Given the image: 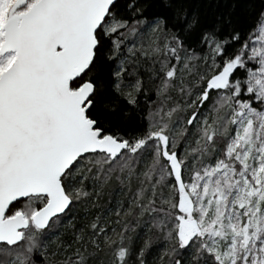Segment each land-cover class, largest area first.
I'll return each instance as SVG.
<instances>
[{
	"label": "snow or ice",
	"instance_id": "1",
	"mask_svg": "<svg viewBox=\"0 0 264 264\" xmlns=\"http://www.w3.org/2000/svg\"><path fill=\"white\" fill-rule=\"evenodd\" d=\"M0 264H264V0H0Z\"/></svg>",
	"mask_w": 264,
	"mask_h": 264
}]
</instances>
